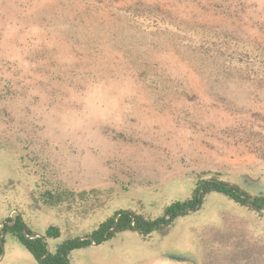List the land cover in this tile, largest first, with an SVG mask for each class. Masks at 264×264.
I'll list each match as a JSON object with an SVG mask.
<instances>
[{
    "label": "rangeland",
    "instance_id": "rangeland-1",
    "mask_svg": "<svg viewBox=\"0 0 264 264\" xmlns=\"http://www.w3.org/2000/svg\"><path fill=\"white\" fill-rule=\"evenodd\" d=\"M208 175L264 195V0H0V227L13 213L38 235L58 226L53 251L118 211L156 217ZM49 183L104 205L46 208ZM69 258L264 264V211L210 193L164 234ZM0 264L38 263L3 234Z\"/></svg>",
    "mask_w": 264,
    "mask_h": 264
},
{
    "label": "trees",
    "instance_id": "trees-1",
    "mask_svg": "<svg viewBox=\"0 0 264 264\" xmlns=\"http://www.w3.org/2000/svg\"><path fill=\"white\" fill-rule=\"evenodd\" d=\"M210 193L221 194L239 207L249 211L258 214H262L264 211V195L250 196L239 190L236 185H230L215 175H208L204 179L196 178L189 198L170 202L156 217L145 216L129 210L118 211L100 222L90 233L68 238L56 244L53 251L48 252L47 250L48 240L59 239L60 228L50 225L40 237H34L36 234L27 229L20 213H13L12 217L6 219L0 227V235L1 232L4 235L9 234L38 264H71L69 256L72 251L100 246L124 232H135L144 241L149 240L154 232L164 234L178 217L199 210L205 197ZM101 194L102 192L99 190H93L90 193L86 191L74 192L49 183V187L44 186L36 191L35 198L39 204L46 208L55 209L65 214L71 213L73 217L77 218L87 217L91 211L102 207L104 202H102ZM98 195H100V201ZM2 252L3 239L2 244L0 243V256Z\"/></svg>",
    "mask_w": 264,
    "mask_h": 264
},
{
    "label": "water",
    "instance_id": "water-1",
    "mask_svg": "<svg viewBox=\"0 0 264 264\" xmlns=\"http://www.w3.org/2000/svg\"><path fill=\"white\" fill-rule=\"evenodd\" d=\"M24 233H25V231H24ZM40 237L41 235H38V234H36V235H34V237ZM2 239H3V233L1 232V235H0V243L2 244ZM47 250H48V252H49V247L47 246ZM3 258V252H2V254H1V256H0V260Z\"/></svg>",
    "mask_w": 264,
    "mask_h": 264
},
{
    "label": "crops",
    "instance_id": "crops-1",
    "mask_svg": "<svg viewBox=\"0 0 264 264\" xmlns=\"http://www.w3.org/2000/svg\"><path fill=\"white\" fill-rule=\"evenodd\" d=\"M93 247V246H92ZM95 247H97V246H95ZM50 251V250H49ZM2 260H3V258L0 260V263L2 262Z\"/></svg>",
    "mask_w": 264,
    "mask_h": 264
}]
</instances>
